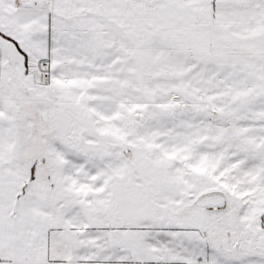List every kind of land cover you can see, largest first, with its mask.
I'll return each mask as SVG.
<instances>
[{
  "label": "snow or ice",
  "instance_id": "obj_1",
  "mask_svg": "<svg viewBox=\"0 0 264 264\" xmlns=\"http://www.w3.org/2000/svg\"><path fill=\"white\" fill-rule=\"evenodd\" d=\"M0 264H264V0H0Z\"/></svg>",
  "mask_w": 264,
  "mask_h": 264
}]
</instances>
